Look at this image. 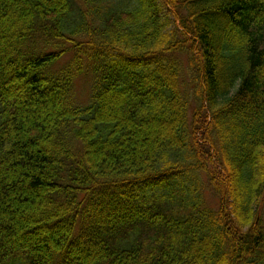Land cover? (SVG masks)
Here are the masks:
<instances>
[{"label":"trees","instance_id":"obj_1","mask_svg":"<svg viewBox=\"0 0 264 264\" xmlns=\"http://www.w3.org/2000/svg\"><path fill=\"white\" fill-rule=\"evenodd\" d=\"M101 2L0 0V264H264V0Z\"/></svg>","mask_w":264,"mask_h":264},{"label":"rangeland","instance_id":"obj_2","mask_svg":"<svg viewBox=\"0 0 264 264\" xmlns=\"http://www.w3.org/2000/svg\"><path fill=\"white\" fill-rule=\"evenodd\" d=\"M102 5L106 6L110 9V7H118V8H132L134 6V0H102ZM69 54H65L60 59L61 64L69 59ZM59 62V63H60ZM92 84V75L90 73H82L77 75L74 80V89H75V97L78 103L85 104L88 102L90 89ZM208 199V194H207ZM211 197H209L210 199Z\"/></svg>","mask_w":264,"mask_h":264}]
</instances>
